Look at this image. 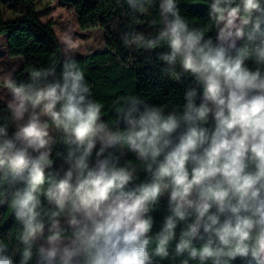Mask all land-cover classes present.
<instances>
[{
    "label": "clouds",
    "instance_id": "clouds-1",
    "mask_svg": "<svg viewBox=\"0 0 264 264\" xmlns=\"http://www.w3.org/2000/svg\"><path fill=\"white\" fill-rule=\"evenodd\" d=\"M159 11L156 37L125 39L145 50L166 42L159 59L202 86L185 91L180 113L129 97L119 113L124 131H113L71 58L59 74L50 67L34 70L27 83L10 82L15 130L0 126V173L12 185L24 250L17 259L0 243V264H29L34 246L36 264H153V255H169L181 224L178 256L264 264V0H211L215 40L189 27L176 0H160ZM50 126L67 137L68 151L42 212ZM120 145L145 162L144 182L121 163ZM165 195L168 212L150 254L151 213Z\"/></svg>",
    "mask_w": 264,
    "mask_h": 264
},
{
    "label": "trees",
    "instance_id": "trees-1",
    "mask_svg": "<svg viewBox=\"0 0 264 264\" xmlns=\"http://www.w3.org/2000/svg\"><path fill=\"white\" fill-rule=\"evenodd\" d=\"M28 10L25 15L12 20H0V36L7 35L8 52L12 58H21L22 66L14 73L10 82L27 83L31 73L38 69L55 67L57 74L64 63L60 41L54 31V22L46 24L42 18L51 14L52 7L37 12L32 0H25ZM50 5L58 3L64 11L75 12L81 31L99 28L104 34L105 49L82 57H73L79 69L83 72L85 82L90 89L91 98L101 106V117L113 131L123 132L119 113L125 107L124 101L129 97H138L149 104L162 106L166 111H183L184 93L190 87L198 85L191 73L184 72L179 65L169 70V65L159 59L162 52H168L166 42L153 50H145L125 39L126 35L142 34L145 39L156 37L161 28L162 20L159 11L160 0H137L144 4L143 10L130 7L128 0H49ZM180 14L189 27H195L204 32L205 38L215 40L218 26L211 16V0H176ZM251 64L252 61L250 60ZM9 82V84H10ZM7 125L9 132L15 130L11 114L6 104H0V126ZM52 166L45 172V183L39 193L42 202V212L49 205L44 191L58 177L57 170L64 167V156L68 151L67 137L55 131L53 136ZM117 151L126 153L121 163H127L135 169L136 183L148 179L146 164L128 150L127 145H120ZM12 185L0 173V243L4 244L14 258H19L24 246L18 237L23 230L22 224L15 217V208L11 201ZM168 212L167 196L161 198L152 210L154 227L150 236L152 243L149 252L152 254L156 246V233L160 230L163 218ZM46 219V217H45ZM183 224L176 230V236L169 245V255L161 258L153 255V264H213L211 260H192L187 253L175 254V243L179 239ZM70 236L71 233H66ZM194 246L199 248L200 241ZM29 264H36V248L33 247V258ZM226 264H254L250 259L237 256L229 259Z\"/></svg>",
    "mask_w": 264,
    "mask_h": 264
},
{
    "label": "rangeland",
    "instance_id": "rangeland-1",
    "mask_svg": "<svg viewBox=\"0 0 264 264\" xmlns=\"http://www.w3.org/2000/svg\"><path fill=\"white\" fill-rule=\"evenodd\" d=\"M37 12L50 6L51 14L41 19L43 23L54 22V31L61 43L63 59L86 56L105 49L103 32L97 28L81 31L75 12L64 11L58 3L50 5L49 0H32ZM28 3L25 0H0V20L12 21L26 14ZM23 61L12 58L8 52L7 35L0 36V104L8 105L11 97L9 82L14 73L22 66ZM56 129L50 126L52 137Z\"/></svg>",
    "mask_w": 264,
    "mask_h": 264
}]
</instances>
